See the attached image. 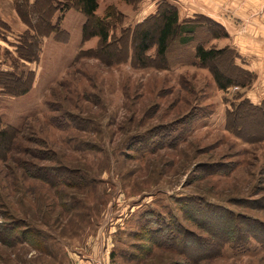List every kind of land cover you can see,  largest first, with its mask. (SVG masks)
<instances>
[{
	"label": "rangeland",
	"instance_id": "1",
	"mask_svg": "<svg viewBox=\"0 0 264 264\" xmlns=\"http://www.w3.org/2000/svg\"><path fill=\"white\" fill-rule=\"evenodd\" d=\"M98 1L120 51L107 58L99 38L83 40L84 15L58 12L67 32L42 38L35 63L20 55H33L36 33L0 0V132L9 131L0 140V264H264L260 229L259 240L208 233L212 216L264 228L257 75L192 1L149 0L151 13L148 0ZM166 3L195 26L193 41L178 36L164 57L153 46L141 59L138 33ZM199 45L226 52L203 66ZM215 72L232 84L220 88ZM47 172L62 177L38 179ZM152 229L164 244L151 242Z\"/></svg>",
	"mask_w": 264,
	"mask_h": 264
},
{
	"label": "trees",
	"instance_id": "2",
	"mask_svg": "<svg viewBox=\"0 0 264 264\" xmlns=\"http://www.w3.org/2000/svg\"><path fill=\"white\" fill-rule=\"evenodd\" d=\"M126 3L130 5H136V7L139 5L141 0H123ZM15 6L18 15L20 18L25 21V23L29 24L30 28L34 30L36 35L34 34L30 37L29 43L31 44V47L34 48L33 55L30 56L28 54L20 55L22 59H25L27 62H39L40 55H41V40L45 37H50L51 35H62L65 34L63 30L60 28V21L62 18L59 19L58 23H54V18L57 15L58 12H61L62 14H65L66 12L70 10H75L80 13H82L85 18L86 22L83 26L82 31V37L83 40L88 41L92 38H99L100 40V47L102 49H105L104 51L110 50L113 47H115V50H119L118 45L114 46V43L110 42V27L111 22L110 20L113 19V16L108 12L104 18H101L97 15V10L99 9V1L98 0H34V3L31 4L30 0H15ZM116 13V12H115ZM28 17V18H27ZM30 19H33L36 26L35 28L31 25ZM156 25L154 28L141 30L138 33V39H137V45L136 50L139 52V55L141 59H144V55L147 53V51L150 50L151 47L156 46L157 47V54L161 57H164L169 49V46L171 42L179 36L180 42L183 44H189L193 41V36L196 33L195 26L190 23H184L180 24L179 22V15L177 12V8L171 4L166 3L165 6L162 7V10L159 11L158 20L155 22ZM0 24L2 25L1 21ZM221 30L222 33L219 36L220 38H228L229 35L226 33L225 29L220 25L216 24ZM225 50H216V49H209L206 50L202 46H198L196 48V57L200 61V63L205 66L212 63L214 60L220 58L222 55L225 54ZM24 53V52H23ZM107 58H110V54L107 51ZM13 77V80H12ZM215 80L220 88L224 89L229 87L232 82L230 79H226L224 72L221 74L214 73ZM11 80H15V75H10ZM2 84V82H0ZM10 86V85H9ZM9 133L8 130H4L0 132V140L7 144L6 139H8L7 134ZM9 140V139H8ZM4 147V144L2 145ZM48 173H51L49 175ZM55 178H61L62 175L59 172H47L44 173L43 176H40L42 181L51 183ZM209 212L211 214L220 213L223 215L228 214L229 216H232L228 213L227 210H224L223 208L219 209L217 208H210L208 207ZM217 210V212L215 211ZM222 218V216H221ZM214 217L212 216L211 220H213ZM211 220L209 221V230L208 233H221L227 235L228 237L234 238V235L240 234L242 237L246 234L247 236H251L257 240L260 238L255 235L253 231H258L257 229H260V232L264 234V228L259 227L258 224L256 225L253 221H250L249 218L245 217H236V218H228L227 222L223 226V224H218L217 222L211 223ZM170 228V227H168ZM174 228H177L180 230L179 226H174ZM165 230H171L170 229H164ZM7 231V230H6ZM6 231H3L5 234ZM10 233L8 235L10 236L11 233H13L12 230H9ZM162 230L159 232H156V230H150L149 233H151V242L154 243L156 246H160V244H164L166 240L163 238V234L161 233ZM182 231V230H180ZM155 235V236H154ZM179 235H183V231ZM154 236V237H153ZM184 236V235H183ZM216 236V235H213ZM176 237V236H175ZM178 237V236H177ZM237 237V236H236ZM2 239V238H1ZM188 239L195 241L196 245L202 246L203 244L209 245L210 242L206 240H195L192 239V237H189ZM7 241V240H5ZM181 243V240H180ZM186 244V243H185Z\"/></svg>",
	"mask_w": 264,
	"mask_h": 264
},
{
	"label": "crops",
	"instance_id": "3",
	"mask_svg": "<svg viewBox=\"0 0 264 264\" xmlns=\"http://www.w3.org/2000/svg\"><path fill=\"white\" fill-rule=\"evenodd\" d=\"M173 1L178 5L182 2L181 0ZM188 1H192L191 4L195 5L198 11L217 17V22L229 33V45L234 48L245 66L257 75L255 85L257 88H264V0H185V3H190ZM30 2L33 4L34 0ZM148 2L146 5H149L150 10L152 5L149 0ZM125 6L131 5L126 3ZM12 9L16 17L20 19L15 0H12ZM99 10L100 5L97 10V15L100 17ZM260 93H264V89Z\"/></svg>",
	"mask_w": 264,
	"mask_h": 264
}]
</instances>
